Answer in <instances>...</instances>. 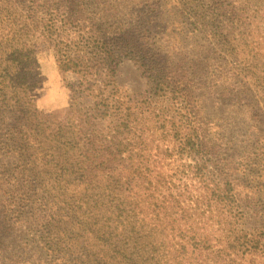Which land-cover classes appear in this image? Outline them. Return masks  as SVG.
Wrapping results in <instances>:
<instances>
[{
	"label": "trees",
	"instance_id": "16d2710c",
	"mask_svg": "<svg viewBox=\"0 0 264 264\" xmlns=\"http://www.w3.org/2000/svg\"><path fill=\"white\" fill-rule=\"evenodd\" d=\"M153 2L0 0V30H12L0 35V161H19L0 179V246L28 233L41 254L11 264H160L177 221L169 208L183 209L182 194L144 161L147 112L177 142L160 159L193 162L182 172L198 186L190 203L215 209L227 228L218 237L225 246L212 253L232 250L264 264V0L182 3L202 24V117L189 67L196 61L174 59L155 40ZM38 38L58 71L75 77L55 131L32 100ZM126 61L144 76L145 100L118 91ZM209 98L217 112H206ZM139 212L158 224L142 222ZM186 235H176L181 253L211 248L208 235Z\"/></svg>",
	"mask_w": 264,
	"mask_h": 264
},
{
	"label": "rangeland",
	"instance_id": "374dc122",
	"mask_svg": "<svg viewBox=\"0 0 264 264\" xmlns=\"http://www.w3.org/2000/svg\"><path fill=\"white\" fill-rule=\"evenodd\" d=\"M143 1L147 4L150 2V0ZM184 1L187 2L189 0H154L151 3L152 7L160 12L158 21L155 23L154 38L156 41L168 45L174 59L196 61L189 63V67L193 64V84L195 86L196 97H198L196 106L200 110L202 117V24L198 25L196 24V20L189 19L190 15L186 10L184 11L182 6ZM194 1L198 3L199 7L202 5V0ZM150 9L151 7H148V10ZM10 32L12 30L7 27L4 31L0 30V35H10ZM33 44L37 63V88L32 94V100L46 125L55 131L61 126L62 117L70 101L69 86L74 83L75 77L71 74H62L58 71L53 54L47 43L38 38ZM116 83L122 97L145 100L146 95L144 91L146 86L144 76L141 70L132 62L126 61L120 66ZM214 103L215 101L209 98L208 103H206L207 111H205L209 113V111L216 110ZM162 105L165 104L162 103ZM206 105H204V109H206ZM154 115L147 112L140 117V124H145L141 130L145 138L143 146L145 147L144 154L146 156L144 157V161L150 163L151 169L154 172H160L162 176H166L172 180L174 185L172 189L177 194H182V210L186 211L188 215L187 219H182L180 207L169 208L172 217H175L177 221L172 229H167L166 234L172 239V246L168 249L169 253L159 259L160 264H217V261L218 264H250L249 256H241L238 252L237 254L235 252L231 253L232 250H226L223 253H212V251H218V249L222 251L221 248L225 245L222 244V241H219L218 237L220 233L224 235L227 228L220 227L217 224L220 215L215 209H212L211 212L204 209L203 212L205 213H203L202 204L198 203V206H196L195 201L194 203H190L189 198H187V195L190 194L193 200H195L199 195L197 184L187 182L188 178H186L185 174H182L183 171V173H187L185 169L193 162L187 157L181 160L175 158L176 156L160 159L162 152L159 151H163L166 147L172 151L177 142H174L168 134H161L160 129L156 126L155 121L157 120L154 119ZM0 159L3 160V157H0ZM18 162L12 159L10 161L6 159L0 161V179L3 178V175L13 174L16 166L19 165ZM179 189H183V191ZM143 198L147 199L145 196ZM160 209L161 207L158 208L159 212ZM142 210L145 212V208ZM138 217L142 222L149 221L152 224H158L150 212H141L138 214ZM11 219L13 220V218ZM28 226H30L29 222ZM72 230L74 229L71 227L64 230L65 233H68V239H74L71 235L73 234ZM178 230L183 231L184 234L187 233V235L189 233L190 235L200 236V239L202 235H208L213 240L211 245H209L211 248L208 250L207 246L202 247V249L200 246H194V248L188 247L186 252L181 253V241L176 236ZM221 230L224 232L222 233ZM1 232L2 230H0V234ZM18 236L10 235L6 237L8 244H5L3 247L0 246V264H11L10 261H16V259L20 261L18 258H22L23 256L41 255L37 253V248L34 246L35 243L31 242L30 234ZM28 242H31L32 245H28ZM1 243L0 241V245ZM6 246L9 247L6 248ZM194 249L196 251L192 252ZM216 258L218 259L217 261L215 260Z\"/></svg>",
	"mask_w": 264,
	"mask_h": 264
}]
</instances>
